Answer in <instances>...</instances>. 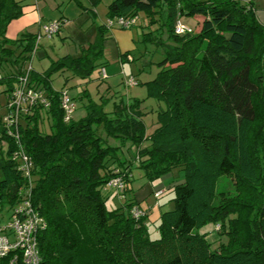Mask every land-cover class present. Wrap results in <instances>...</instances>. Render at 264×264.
<instances>
[{
    "label": "trees",
    "instance_id": "obj_1",
    "mask_svg": "<svg viewBox=\"0 0 264 264\" xmlns=\"http://www.w3.org/2000/svg\"><path fill=\"white\" fill-rule=\"evenodd\" d=\"M142 11L151 19L141 42L165 49L158 74L145 83L147 96L164 103L151 131L141 99L111 100L106 94L98 100L87 89L75 96L70 88L52 85L51 74L58 70L86 78L98 66L99 78L107 79L101 70L109 23L97 25L94 41L80 56L53 60L42 73L32 66L31 83L43 90L49 105L39 102L9 124V97L32 65L43 29L9 38L7 28L23 15V5L0 0V87L7 94L0 113V205L12 211L29 199L43 216L41 264H264V24L241 0H113L108 5L109 20L137 18ZM183 15L203 17L200 28L177 34ZM157 22L160 27L152 28ZM65 88L74 114L77 98L85 115L66 120ZM45 120L50 132L42 128ZM128 143L137 147L134 161L147 178L172 174L175 204L161 213L155 239L148 213L136 201H128L127 212L107 205L111 191L129 190L134 163L120 155ZM22 152L31 160L30 176L20 168ZM175 168L184 171L180 180ZM118 176L121 192L107 187ZM135 205L145 211L139 219L132 214ZM211 223L226 237L218 248L201 231Z\"/></svg>",
    "mask_w": 264,
    "mask_h": 264
},
{
    "label": "rangeland",
    "instance_id": "obj_2",
    "mask_svg": "<svg viewBox=\"0 0 264 264\" xmlns=\"http://www.w3.org/2000/svg\"><path fill=\"white\" fill-rule=\"evenodd\" d=\"M28 1H33V0H28ZM40 3V6L43 7L45 5L46 0H37ZM49 2L51 0H48ZM76 3L77 7L82 8L85 10L86 7L83 8V6H79L76 0H73ZM88 3H90L93 6H99L98 4L87 0ZM99 1L98 3H100ZM52 4L54 7L53 1L50 3H47V8H49V5ZM92 6V7H93ZM92 7L87 8L89 12H92ZM74 14V13H72ZM159 15V13H158ZM150 17L147 16L145 12H140L137 17V21L139 24L144 23L146 21L145 25L143 26V29L145 30L144 32H147L149 29L148 24L150 23ZM180 20L190 28H193L194 30H198L201 26V21L203 20V17H193V16H187L183 15ZM140 27V26H139ZM160 27V24L155 23V26L152 28ZM87 32V31H86ZM156 36L159 35L160 30H156ZM140 37H143V32H141V27H140ZM96 36V35H95ZM95 36L93 37V41L95 39ZM56 37L59 42H60V47L58 50H54L50 48V56L52 55L53 59L58 58L61 55L67 54L69 51L72 53H75V47H78L79 43L74 42L73 39H66V44L63 43V41L60 39L58 34H55L53 37H42V40H50L54 39ZM167 35L165 33L164 38H166ZM43 42V41H42ZM74 42V43H73ZM141 47V46H140ZM139 47V48H140ZM60 49V51H59ZM143 51H142V50ZM42 50V49H41ZM75 50V51H74ZM139 53L143 54L145 52V55L142 57L137 58L134 61H125V67L122 70L121 73L115 74V84L116 88L114 90H111V93L114 96H118L119 98H125L127 99L130 95H133L135 89H141L143 88L145 96L147 95V87L145 83L143 84H138V86H126L125 84V79L126 77H131L134 76L136 81H146L152 78H155V76L158 74L160 70V66L158 65V62L163 59L165 49L163 46L156 45L155 42H149L148 44H144V47L142 46L140 48ZM39 54V55H38ZM136 56H138V51ZM53 59L49 57L43 56V53L41 51L39 53H35L33 60H32V66L35 67L38 71H42L43 69H48L53 61ZM105 70L106 67H105ZM69 70H58L55 71L51 74V82L53 87H55L56 90H60L65 82L67 83L66 86H68L73 94L77 93L78 91H83L86 90V88L89 90L88 92L92 96V98L95 99H100L102 95H106L107 93V86L108 83L114 82V80L111 79H106L105 81L100 80L99 78V73L100 70L97 66L95 69L94 73L91 74L90 77L82 78V77H77L73 76L70 77L67 81V75L64 76L63 73L68 72ZM70 73V72H68ZM113 77V78H114ZM4 87H0V113H4L6 110V104H7V94L6 92H2ZM77 91V92H76ZM114 92V93H113ZM75 102L77 105V111L74 114V118L79 117V111L83 110V104L81 101L77 98H75ZM150 100L147 101V103L144 104L142 107L144 111V121L147 126V130L151 131L155 124L157 123V114H158V103L160 105H164L163 102L158 101L155 98H149ZM112 102V101H111ZM43 129H45V132H50V125L47 120L43 122ZM134 154V152H133ZM173 175H175V179L180 180L183 175L184 171L179 170L178 168H175L173 170ZM1 178V174H0ZM172 180V174L167 175L165 177L157 178L150 180L149 178L146 177L144 170L142 167L139 166V161L135 162L132 166V172H131V181L129 184V190L117 193L115 191H111V195H109L106 199L107 205L109 209H114V208H120L121 211L127 212V207L126 204L128 201H136L144 210L147 211L148 213V224H149V231L151 234V238L155 239L158 238L160 235V230H159V225H160V215L162 212H165L167 210H170L174 207L175 201V192L170 190L169 184H171ZM173 181V180H172ZM160 187H164L165 190H162V195L161 196H156V190H161ZM155 189V191H154ZM235 191V190H234ZM123 193V194H122ZM122 194V195H121ZM4 206V207H3ZM0 205V218L2 220L6 221L8 220L11 209L9 205ZM219 225H213L208 224L204 226L201 231L202 232H207L208 233V238L212 242L213 248H218L220 243L226 241V237L218 231Z\"/></svg>",
    "mask_w": 264,
    "mask_h": 264
},
{
    "label": "crops",
    "instance_id": "obj_3",
    "mask_svg": "<svg viewBox=\"0 0 264 264\" xmlns=\"http://www.w3.org/2000/svg\"><path fill=\"white\" fill-rule=\"evenodd\" d=\"M20 1L23 5V15L10 22L7 28V36L11 39H15L18 36L22 35L23 33H33L37 35L41 31V27L43 23L47 21L62 19V26L60 32L58 33V36L65 44H66V39H73L74 42L75 41L78 42L79 43L78 47H75L76 52L72 53L69 51L67 54L61 55L58 58L53 59L52 55L50 56L49 53L50 48L54 50L56 49L58 50V48L60 47V42L56 37L50 40L41 39L39 42L38 50L36 52L39 53L41 51V53H43V56L49 57L53 60H57L60 57H63L68 54L74 57L81 55L82 48L87 47L88 44L93 41V37L97 33V25L99 24L108 25L109 23L108 5L113 0H90L98 4L99 6H93L90 3H88L87 0H80L83 5V8L86 7L85 10H83L80 7H77L76 3L73 0H51L54 3V7L52 4H50L49 8H47V3H50L51 1L49 2L48 0L45 1V5L43 7L40 6V3L37 0H33V1L20 0ZM99 1L101 2L98 3ZM241 1L245 4H249L253 6L258 19L262 24H264V0H241ZM91 7L93 9L91 10L92 12L86 10L87 8H91ZM145 23L146 21H144V23L142 24H139L138 21H136V24L132 28L125 29V28H121L118 25H115L108 29V39L105 42L107 58H106V64H104L103 66L106 67L107 69L106 70L108 74L107 79L112 78V80H114L113 83L112 82L108 83V86L106 87L107 89L109 88L108 89L109 94H107V96L111 97L110 98L111 100L119 99L118 96H114L111 93V90L117 89L115 84L116 78L114 76L117 73L118 74L121 73V69L122 70L124 69L125 61H127L126 59H128V61L131 62L145 55V52L143 54L139 53V51L142 50V49L140 50V48L142 46L144 47V44L141 42V39H139V37L141 36L140 27H141V32H144L145 30L143 29V26L145 25ZM137 51H138V56H136ZM125 52H129L127 58L123 56ZM33 68L35 69L34 66ZM35 70L38 71L37 69ZM45 70L46 69H43L42 71L39 72L42 73ZM68 72L63 73L64 76L65 75L68 76L66 81L70 77L75 76L71 71ZM99 77H100V73H99ZM152 79L146 81H139V84L142 83L144 84ZM100 80L102 82V79ZM67 83L65 82L63 87L69 88L68 86H66ZM143 88L141 87V89H135L133 95H130L127 99L123 97L121 99L127 102L134 101L135 99H141L143 101L141 106L143 107L144 104L150 100L149 98H151L148 97L147 95L145 96ZM79 94L84 95V92L78 91L73 95L76 96ZM108 105H109L108 108L112 109L111 104L109 103ZM158 106L163 107V105H160V103H158ZM79 114H80L79 117L86 114L84 107L83 110L79 111ZM111 143L116 144L117 142L111 140ZM120 155L122 159H128V162L129 163L132 162L133 164L137 162L134 161V159L137 156V147L135 145L128 143L125 145V147L122 148V150H120ZM160 189L165 190L164 187H160Z\"/></svg>",
    "mask_w": 264,
    "mask_h": 264
},
{
    "label": "built area",
    "instance_id": "obj_4",
    "mask_svg": "<svg viewBox=\"0 0 264 264\" xmlns=\"http://www.w3.org/2000/svg\"><path fill=\"white\" fill-rule=\"evenodd\" d=\"M137 18L117 17L109 20V26L118 25L121 28H130L136 23ZM62 21L54 20L42 25V33L38 40L43 36L53 37L59 32ZM191 28L185 25L180 19L175 25L177 34L191 32ZM32 65H28V70L19 79V84L9 97V117L6 118L9 124H16L19 121L20 112H32L36 105L41 102L43 105H49L43 90L38 89L31 83L30 70ZM101 76L107 78L108 74L105 68L101 70ZM125 84L135 86L138 82L133 76L126 77ZM62 107L66 111V120H70L75 111V103L72 102L70 92L67 88L62 93ZM0 133V142H1ZM20 168L27 176H30L32 163L29 156L22 152ZM107 187L117 189L121 192L124 188L122 177H114L109 181ZM156 196H160L162 190L156 191ZM132 214L139 219L145 214V211L135 205ZM46 223L41 214L36 211L29 199H24L10 213L8 220L0 218V260L7 259L8 264H41L42 258L38 244V233L45 229Z\"/></svg>",
    "mask_w": 264,
    "mask_h": 264
}]
</instances>
